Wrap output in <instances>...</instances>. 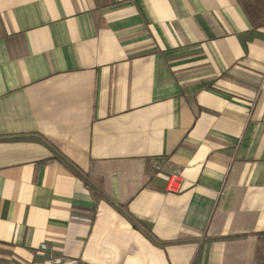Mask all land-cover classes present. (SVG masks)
<instances>
[{
	"label": "crops",
	"instance_id": "crops-1",
	"mask_svg": "<svg viewBox=\"0 0 264 264\" xmlns=\"http://www.w3.org/2000/svg\"><path fill=\"white\" fill-rule=\"evenodd\" d=\"M53 255L264 264V0H0V264Z\"/></svg>",
	"mask_w": 264,
	"mask_h": 264
},
{
	"label": "built area",
	"instance_id": "built-area-1",
	"mask_svg": "<svg viewBox=\"0 0 264 264\" xmlns=\"http://www.w3.org/2000/svg\"><path fill=\"white\" fill-rule=\"evenodd\" d=\"M179 188H180L179 179L176 176L170 178L168 182V190L171 192H176ZM49 264H65V261L63 260L62 257L53 255L49 261Z\"/></svg>",
	"mask_w": 264,
	"mask_h": 264
}]
</instances>
